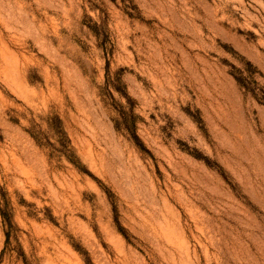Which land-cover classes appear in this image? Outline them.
<instances>
[{
  "label": "rangeland",
  "instance_id": "374dc122",
  "mask_svg": "<svg viewBox=\"0 0 264 264\" xmlns=\"http://www.w3.org/2000/svg\"><path fill=\"white\" fill-rule=\"evenodd\" d=\"M0 264H264V0H0Z\"/></svg>",
  "mask_w": 264,
  "mask_h": 264
}]
</instances>
